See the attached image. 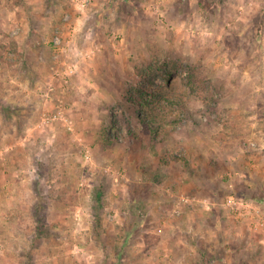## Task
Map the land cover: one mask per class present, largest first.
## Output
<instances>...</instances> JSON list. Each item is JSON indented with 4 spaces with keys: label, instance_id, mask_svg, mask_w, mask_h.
Instances as JSON below:
<instances>
[{
    "label": "rangeland",
    "instance_id": "1",
    "mask_svg": "<svg viewBox=\"0 0 264 264\" xmlns=\"http://www.w3.org/2000/svg\"><path fill=\"white\" fill-rule=\"evenodd\" d=\"M0 264H264V0H0Z\"/></svg>",
    "mask_w": 264,
    "mask_h": 264
},
{
    "label": "trees",
    "instance_id": "2",
    "mask_svg": "<svg viewBox=\"0 0 264 264\" xmlns=\"http://www.w3.org/2000/svg\"><path fill=\"white\" fill-rule=\"evenodd\" d=\"M160 71L165 73V77H168L167 75H171L173 73L172 69H169V62L164 61L159 65ZM198 79L195 77L194 73H190L189 75V85L192 90H196L199 87ZM142 86L136 88L134 90L133 95L131 96L130 103L134 105V107H139L143 102H146L148 104H153L157 102L162 101V94H164L165 91H163L161 85L158 86V88H155V86ZM170 100L174 101V98L170 96ZM149 107V106H148ZM154 112H148L144 111L143 108L141 110L137 111V119L135 124L132 126V129L130 130V134L133 138L134 144H145L146 142L150 141L151 139V147L152 151L155 155H160V152L158 150V145L163 141V138H160V126H162V123L159 122V120L156 118V116H153ZM117 134L111 129L110 131H106V138L108 143H118L121 144L122 141L120 140L119 136L123 134L122 128L118 129ZM171 160V156L169 154H164L161 161L162 163L168 164ZM101 200H102V190L97 188V197L95 198L96 202V208L99 209V206H101Z\"/></svg>",
    "mask_w": 264,
    "mask_h": 264
}]
</instances>
